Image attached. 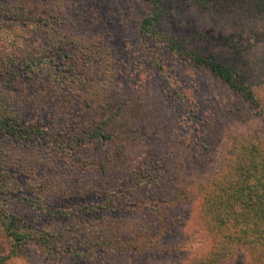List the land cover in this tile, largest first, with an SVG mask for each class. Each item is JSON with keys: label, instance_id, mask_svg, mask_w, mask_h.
<instances>
[{"label": "rangeland", "instance_id": "rangeland-1", "mask_svg": "<svg viewBox=\"0 0 264 264\" xmlns=\"http://www.w3.org/2000/svg\"><path fill=\"white\" fill-rule=\"evenodd\" d=\"M223 2L160 0V20L144 35L151 0H0V48L8 35L21 40L4 20L18 9L58 32L48 41L30 26L21 33L31 46L65 45L53 49L52 68L41 60L16 80L0 72L19 120L16 132L0 130V208L49 239L0 264H191L209 255L205 191L242 152L241 138H264V16ZM171 39L232 69L258 106L175 53ZM1 231L7 257L12 242ZM250 262L241 249L224 264Z\"/></svg>", "mask_w": 264, "mask_h": 264}, {"label": "trees", "instance_id": "trees-1", "mask_svg": "<svg viewBox=\"0 0 264 264\" xmlns=\"http://www.w3.org/2000/svg\"><path fill=\"white\" fill-rule=\"evenodd\" d=\"M151 1L154 8L140 23V30L144 35L150 33L158 20H160V0ZM198 1L205 6L209 5V3L217 7L225 5L224 0ZM228 1L235 5L240 4L246 10H257L256 14L263 13L260 15L264 16V0ZM10 11L8 10V12ZM256 14L251 13L253 16H256ZM4 20L8 28L14 31L16 37L21 40L18 46H15L10 35L5 37V42L0 48L2 52H0V72L2 75L8 73L11 78L16 80L19 77L21 68H27L36 73L37 62L41 60L46 61V68L54 66L52 51L65 46L64 42L59 44L50 43L49 46L44 45V48L37 49L31 46L33 44L26 39L27 36L21 33V31L26 32L30 26H34L36 32L45 36L49 41L50 36L58 35V32L55 28L52 29L50 27L47 20H44L43 17L23 12L20 9L17 12H13L12 15H7ZM43 26H45L47 33L43 31L45 30ZM17 27L18 29L16 30ZM26 42L29 45L27 48ZM168 42L175 53L184 58H190L197 64L207 65L236 94L250 100L254 106L256 104L258 106L257 98L250 86L239 83L235 79L233 70L224 63L187 50L177 40L171 39ZM20 46L25 48V51H20ZM80 52H85V56L90 55L87 50H80ZM58 54L63 57H68L69 55L66 50H62ZM56 65L60 69L58 62H56ZM64 73L61 70L57 75L64 79ZM38 74L44 76L42 71H39ZM57 75H55V78L61 81ZM74 77L77 78L76 76ZM45 78L48 82H51L49 77ZM82 80L85 79L82 78ZM8 82L9 84L7 85L11 87L12 81ZM12 103L13 97L9 89L4 88L0 92V130L8 133L16 132L14 121H19L11 114ZM240 141L238 149L242 152L235 154V151H233L229 154L230 158L227 160L226 166L223 167L225 173L221 175L222 171H219L220 174H216L212 188H209L204 194L205 213L212 223L213 248L208 256H201L191 264H224L241 249H246L249 252L250 264H264V138L256 136L247 139L243 137ZM0 225L3 236L12 242L10 253L7 257H0L1 261L7 260L12 254H17L20 251V247L30 241L40 242L45 247L49 245H46L49 242L48 238L43 239L41 235L38 236L31 231L23 229L20 218L16 214L6 212L1 208Z\"/></svg>", "mask_w": 264, "mask_h": 264}]
</instances>
